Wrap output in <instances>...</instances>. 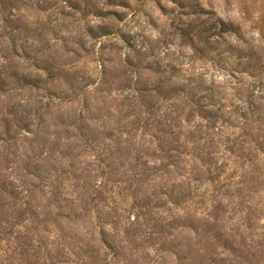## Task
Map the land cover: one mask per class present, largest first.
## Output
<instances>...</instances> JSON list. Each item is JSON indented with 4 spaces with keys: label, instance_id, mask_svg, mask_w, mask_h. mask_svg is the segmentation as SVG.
Wrapping results in <instances>:
<instances>
[{
    "label": "rangeland",
    "instance_id": "rangeland-1",
    "mask_svg": "<svg viewBox=\"0 0 264 264\" xmlns=\"http://www.w3.org/2000/svg\"><path fill=\"white\" fill-rule=\"evenodd\" d=\"M0 264H264V0H0Z\"/></svg>",
    "mask_w": 264,
    "mask_h": 264
}]
</instances>
